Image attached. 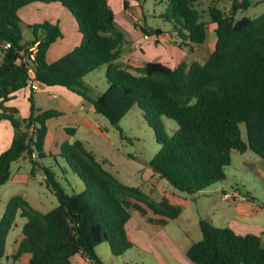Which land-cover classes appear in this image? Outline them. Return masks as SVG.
<instances>
[{"label": "trees", "instance_id": "16d2710c", "mask_svg": "<svg viewBox=\"0 0 264 264\" xmlns=\"http://www.w3.org/2000/svg\"><path fill=\"white\" fill-rule=\"evenodd\" d=\"M130 1L122 0L125 11L131 8ZM204 1H166L161 17L173 24L182 41L179 48L193 52L195 44L207 41L209 24L216 25L215 48L204 64L182 62L169 67L156 61L136 66L123 60L131 43L117 27L109 0H0V118L9 120L15 131L11 146L0 154V187L10 180L13 164L27 160L30 175L42 173L59 203L44 213L23 195L12 197L0 220V259L6 255L8 237L19 217L26 222L14 260L30 254L29 264H73L72 258L80 255L93 264H103L97 252L102 243L115 256L133 248L127 229L133 211L159 228L182 213L170 199L157 201L142 186L123 182L110 160L98 157L80 139L65 143L61 156L87 190L69 194L53 166L43 163L47 158L57 160V155L46 153L45 139L47 121L60 112L39 111L31 97L26 119L18 117L17 109L4 106L13 93L28 86L30 66L41 86L77 93L121 135L120 122L138 105L161 144L151 166L176 193L196 195L225 181L234 151H250L264 161V13L237 19L240 11L253 7L250 0H212L207 10L201 8ZM226 1L231 2L229 8L219 6ZM37 2L61 4L80 25V45L55 62L47 60V53L63 38L59 24L30 25L19 15L21 9ZM140 28L144 35L164 34L161 29ZM25 29L31 32L28 39ZM34 46L32 60L30 48ZM102 67H106L109 86L93 97L84 79ZM163 117L179 126L172 137L162 127ZM242 124L247 140L242 137ZM66 130L75 133L74 128ZM199 227L202 238L186 250L193 264H264L260 236L238 234L208 220H200Z\"/></svg>", "mask_w": 264, "mask_h": 264}, {"label": "rangeland", "instance_id": "374dc122", "mask_svg": "<svg viewBox=\"0 0 264 264\" xmlns=\"http://www.w3.org/2000/svg\"><path fill=\"white\" fill-rule=\"evenodd\" d=\"M166 1L145 0L140 3L134 1L131 8L125 11L120 4L121 0H109L117 15V27L124 32L131 45L135 44L133 41L135 38L139 36L143 38L144 34L140 28L142 25L147 28L161 29L164 33L163 41L159 45H156L152 39L144 40L143 38L145 45L141 44L138 49L132 46L139 61L163 62L171 56L169 45L176 43L179 47L182 43L173 29V24L161 17L167 9ZM211 2L212 0H205L201 3V8L207 10ZM219 6L224 7L223 4ZM26 10L20 13L23 21ZM263 13L264 4H261L246 11H240L237 19L244 16L256 18ZM205 20L210 21L208 16ZM207 34V41L204 44H195L193 52H190L187 47L181 48L185 52L181 57L182 62L189 65L194 61L202 64L207 61L213 52L211 45L216 38L211 24L208 26ZM24 36L27 39L30 38V31L25 29ZM84 81L91 88L93 97L102 94L109 86L106 79V67L92 72L85 77ZM96 115L101 122L102 136L99 139L95 138L90 144L95 154L98 157L108 158L123 182L142 186L155 200L160 201L166 197L182 208L179 218L170 221L164 228L152 225L137 211H133L128 226L133 248L122 256H115L109 245L102 243L97 247V252L103 264H193L186 257V250L193 242L202 238L200 220L214 221L216 226L225 227L223 223L225 215L228 219L236 210L235 206L230 204L233 200L227 202L228 200L224 199L223 189H235L243 195H252V198L264 207V161L253 152L244 154L233 152L231 165L226 169L225 181L216 183L196 195L176 193L167 180L157 174L151 166L161 144L157 140L152 124L146 120L143 110L138 105H135L120 122L119 127L123 135L105 117ZM161 122L169 137H172L179 128L172 119L163 117ZM241 132L244 140H247L244 124L241 125ZM43 163L53 166L62 186L69 194L87 190L84 182L69 168L66 159L62 156H58L57 160L54 157L47 158L43 160ZM28 165L24 160L14 163L10 180L0 187V220L9 200L16 195H23L39 210L50 211L58 206V199L47 187L44 175L39 172L35 177L31 176ZM149 215L153 216L151 212ZM18 220L22 222V225L21 228H15L12 231L8 239V251L11 249L15 236L21 234L22 226L26 222V219L21 217ZM10 264L17 263L10 260Z\"/></svg>", "mask_w": 264, "mask_h": 264}, {"label": "crops", "instance_id": "0c3cea01", "mask_svg": "<svg viewBox=\"0 0 264 264\" xmlns=\"http://www.w3.org/2000/svg\"><path fill=\"white\" fill-rule=\"evenodd\" d=\"M250 1L253 3V7L264 4V0H250ZM130 2L132 6L134 1L131 0ZM120 4L123 7L122 0ZM220 4H223L224 7L229 8L231 2L226 1ZM25 9H27L25 11L26 18L24 17L25 23L30 25L43 23L45 21L58 23L61 28V31L63 32V38L58 39L49 48V51L47 53V60L50 63L59 60L60 58L70 53L77 46L80 45L83 37L80 31V25L76 20V18L73 16V14L68 9L63 7L61 4L59 3L46 4V3L37 2L21 9L19 11V15L22 12V10ZM116 23H117V15H116ZM215 28L216 25L211 24V29L214 32H215ZM163 38H164V34L151 39L156 43V45H159L161 41H163ZM142 39L143 38L139 36V38H135V40H133L135 44L131 45L130 48L127 49L126 52L124 53L123 55L124 61L126 62L130 61L132 64L136 66L141 65L143 62L150 61V60H145V61L137 60L135 56L137 53L136 51L132 50V46L134 47V49L135 48L138 49L141 47V44L143 43H144L143 45L146 44L144 41H142ZM207 39H208V34H207ZM215 43H216V38H215V42H213V45H211L212 47L211 51L214 50ZM169 50H170L169 52H171L170 53L171 56H169V58L161 62L169 67H176L179 64H181L182 63L181 57L185 53L184 50L179 48L176 43L170 44ZM156 62H160V61H156ZM30 97L33 99L34 105L39 111L45 112V111L54 110L60 112L61 114L59 117L52 118L47 121L48 132L45 139V150L48 155L53 154V155L61 156L62 146L65 143L72 144L77 139L84 141L87 144V146L91 149L90 147L91 142H93L95 138L99 139V137L102 136L101 122L99 121L98 117H96L97 116L96 114L98 113L96 112L93 104L88 101H85L83 97H81L77 93L72 92L63 87L41 86L40 90L37 92H33L30 88L26 87L23 88L22 90L13 93L11 99L8 102H6L4 106L7 108L17 109L18 117L21 119H26L30 116L31 113L32 104L30 102ZM0 113H3L1 109H0ZM72 128L75 129V133L74 134L68 133L66 129H72ZM14 133L15 131L11 122L5 118H0V154L11 146L14 138ZM28 166L30 168V165ZM225 191H234L237 195H239V197L233 200L232 203H230L231 205H234L236 208L235 212L231 215V217L227 219V216L224 214L225 215L223 220L224 226L231 228L238 234L258 235L260 236L262 244L264 246V207L260 206L257 203V201L254 198H252V195H243L241 194V192L235 189L233 190L223 189V192ZM227 202H229V200ZM39 211L44 213L49 212V210L48 211L39 210ZM21 225L22 222L17 219V228H21ZM22 236H23L22 232L20 235L18 234L15 236V240L11 243V249L9 251L6 249V255L2 259H0V264H4V262L5 264H10V260H12L14 263L16 262L17 264H29L31 258L30 254H24L18 260H14L12 258V256L17 251ZM7 245H8V241H7ZM72 263L93 264L90 261L84 259L80 255L74 256L72 258Z\"/></svg>", "mask_w": 264, "mask_h": 264}, {"label": "built area", "instance_id": "2783aa9c", "mask_svg": "<svg viewBox=\"0 0 264 264\" xmlns=\"http://www.w3.org/2000/svg\"><path fill=\"white\" fill-rule=\"evenodd\" d=\"M155 37H157V36L143 35L144 40H149V39L155 38ZM10 46L11 45L9 43L6 44V48H10ZM30 51L32 52V54H30V56H31L32 60H34L35 59L34 53L36 52V47L34 46V47L30 48ZM27 85H28L27 87L30 88L33 92H37L41 88V85L35 81V71H34L33 67H31V66L29 67V78L27 80ZM23 158H24V156H22L20 159L22 160ZM238 197H239V195H237L235 192H230V191L224 192V199L225 200H231L232 201Z\"/></svg>", "mask_w": 264, "mask_h": 264}]
</instances>
